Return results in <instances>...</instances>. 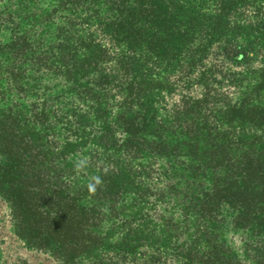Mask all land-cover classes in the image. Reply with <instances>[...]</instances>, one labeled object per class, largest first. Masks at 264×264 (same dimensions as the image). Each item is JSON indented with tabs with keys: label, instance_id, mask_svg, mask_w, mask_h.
Instances as JSON below:
<instances>
[{
	"label": "trees",
	"instance_id": "trees-1",
	"mask_svg": "<svg viewBox=\"0 0 264 264\" xmlns=\"http://www.w3.org/2000/svg\"><path fill=\"white\" fill-rule=\"evenodd\" d=\"M38 3L20 1L29 28L0 47V198L17 241L58 264H154L142 249L247 264L228 226L264 264V0Z\"/></svg>",
	"mask_w": 264,
	"mask_h": 264
},
{
	"label": "rangeland",
	"instance_id": "rangeland-1",
	"mask_svg": "<svg viewBox=\"0 0 264 264\" xmlns=\"http://www.w3.org/2000/svg\"><path fill=\"white\" fill-rule=\"evenodd\" d=\"M20 1L21 0H0V47H5L7 43L12 40L11 37L14 36V34H18L17 32L22 33L23 30L29 28V26L26 25L28 21L24 18V13L28 10H25L23 12L21 11V9L19 8ZM48 1L49 0H42V4L38 3V8L40 7L43 10H47ZM38 8L35 10L36 13L39 11ZM14 10L17 11L14 12ZM27 13L29 14V11ZM13 15H15V18L13 17ZM14 26H16L15 30L12 31ZM86 32L92 33L93 37L98 41L99 46L103 49H106L108 53H112V49H114L112 46V41H110L108 37H104V35L101 34L98 29H96L95 25L88 27V29H86ZM206 62L208 65L219 66L222 70H241L243 68V63L223 61L219 58H216L213 53H211ZM219 62H221V64H219ZM219 67H216V69H219ZM50 83L52 82L50 80H47L46 85ZM185 95L198 97V90L193 87L189 90L188 93L187 91L183 90L176 91L174 95L168 97L165 100L166 108L170 109L173 105H177L180 99ZM6 97H10V95H7ZM3 103H6V101H0V107L3 106ZM81 158L84 159V156H82ZM82 161L84 162V160ZM77 172L84 173L85 171L77 170ZM81 185H83L82 180H78L77 186L81 187ZM124 202L122 201V204H124ZM129 203L130 200L126 199L125 204L129 205ZM166 216L168 219H172L173 222L183 221L185 225H190V227L193 222V218L191 216H184L180 214V211L177 207L173 208L171 210V213L167 212ZM12 227L13 223L8 204H6L4 200L0 198V264H58V262L54 261L49 255L45 253L26 249L24 245L17 241V239L13 236ZM190 231L192 230H188V233ZM219 233L221 234V239L224 240L227 245L237 250L236 257L241 259V261L245 260V262L249 264L250 259L246 254L248 253V251H246L248 249L246 246L245 237L241 235L240 232L234 231L228 226L222 227ZM187 236L190 238V234ZM142 253V259L152 260L154 264L181 263L176 254L171 251L161 250L158 252H154L149 249H142Z\"/></svg>",
	"mask_w": 264,
	"mask_h": 264
},
{
	"label": "clouds",
	"instance_id": "clouds-1",
	"mask_svg": "<svg viewBox=\"0 0 264 264\" xmlns=\"http://www.w3.org/2000/svg\"><path fill=\"white\" fill-rule=\"evenodd\" d=\"M96 183H99V179L98 178L96 179ZM92 190H94V188Z\"/></svg>",
	"mask_w": 264,
	"mask_h": 264
}]
</instances>
